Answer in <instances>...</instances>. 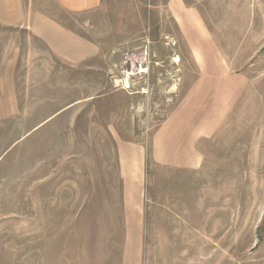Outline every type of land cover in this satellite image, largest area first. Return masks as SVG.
<instances>
[{
  "label": "rangeland",
  "instance_id": "rangeland-1",
  "mask_svg": "<svg viewBox=\"0 0 264 264\" xmlns=\"http://www.w3.org/2000/svg\"><path fill=\"white\" fill-rule=\"evenodd\" d=\"M167 2L103 0L67 15L100 49L77 68L27 51L23 30L0 37V76L2 51L21 49L0 83V264H264V0H185L247 78L217 133L198 143L195 170L152 156L196 77ZM122 141L145 147L130 208Z\"/></svg>",
  "mask_w": 264,
  "mask_h": 264
},
{
  "label": "crops",
  "instance_id": "crops-1",
  "mask_svg": "<svg viewBox=\"0 0 264 264\" xmlns=\"http://www.w3.org/2000/svg\"><path fill=\"white\" fill-rule=\"evenodd\" d=\"M102 3L103 0H0V37L4 40L8 31L23 30L30 40L27 51L33 50L41 58L49 56L54 66H84L98 58L99 46L69 27L66 16L93 13ZM166 7L189 51L196 77L178 108L155 132L151 141L152 156L162 165L195 170L202 163L198 143L217 133L219 125L213 122L222 121L228 106L238 102L247 78L233 67L234 60L223 52L197 6L185 0H168ZM2 52L0 83L9 80L6 73L8 67L17 64L20 45L15 43L13 49ZM212 104L214 108L207 112ZM176 116L179 120L190 117L202 120L204 126L193 124L191 128L178 130ZM117 148L123 201L130 208L132 190L138 194L143 185L145 147L141 143L122 141Z\"/></svg>",
  "mask_w": 264,
  "mask_h": 264
},
{
  "label": "bare ground",
  "instance_id": "bare-ground-1",
  "mask_svg": "<svg viewBox=\"0 0 264 264\" xmlns=\"http://www.w3.org/2000/svg\"><path fill=\"white\" fill-rule=\"evenodd\" d=\"M174 60H177V59H174Z\"/></svg>",
  "mask_w": 264,
  "mask_h": 264
}]
</instances>
